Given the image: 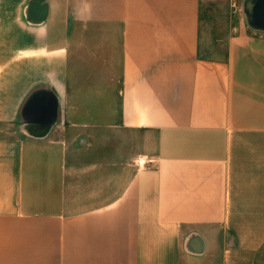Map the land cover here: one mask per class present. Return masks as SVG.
I'll list each match as a JSON object with an SVG mask.
<instances>
[{"label": "crops", "instance_id": "obj_1", "mask_svg": "<svg viewBox=\"0 0 264 264\" xmlns=\"http://www.w3.org/2000/svg\"><path fill=\"white\" fill-rule=\"evenodd\" d=\"M34 1L0 0V264H264V28Z\"/></svg>", "mask_w": 264, "mask_h": 264}, {"label": "rangeland", "instance_id": "obj_2", "mask_svg": "<svg viewBox=\"0 0 264 264\" xmlns=\"http://www.w3.org/2000/svg\"><path fill=\"white\" fill-rule=\"evenodd\" d=\"M227 0L225 5L224 0H220V6L218 13L209 12L206 15L209 23V42H210V54H220L222 52V46L216 45L215 40L217 38H225L228 36V29L231 31L234 24L245 20L247 22L253 20L259 23L264 22V0ZM205 18V19H206ZM260 32L264 36V31ZM258 36L259 33H258ZM214 43V44H213ZM221 44V43H220ZM219 50L216 49V47ZM248 65L247 62H245ZM244 63V65H245Z\"/></svg>", "mask_w": 264, "mask_h": 264}, {"label": "water", "instance_id": "obj_3", "mask_svg": "<svg viewBox=\"0 0 264 264\" xmlns=\"http://www.w3.org/2000/svg\"><path fill=\"white\" fill-rule=\"evenodd\" d=\"M37 1H39V0H35V1H34V5L36 4ZM43 1H44V0H43ZM253 1H254V0H249L248 2L250 3V2H253ZM256 1H257V0H256ZM250 22H251L252 24L258 26V27L264 28V22L259 23V22H257V21H253V20H251Z\"/></svg>", "mask_w": 264, "mask_h": 264}]
</instances>
